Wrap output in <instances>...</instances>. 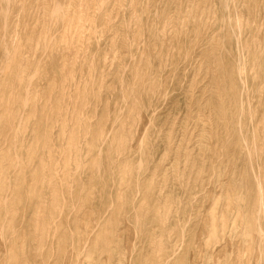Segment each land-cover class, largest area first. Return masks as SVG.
Here are the masks:
<instances>
[{"label": "rangeland", "instance_id": "rangeland-1", "mask_svg": "<svg viewBox=\"0 0 264 264\" xmlns=\"http://www.w3.org/2000/svg\"><path fill=\"white\" fill-rule=\"evenodd\" d=\"M103 1L0 0V264H264V0Z\"/></svg>", "mask_w": 264, "mask_h": 264}, {"label": "bare ground", "instance_id": "bare-ground-1", "mask_svg": "<svg viewBox=\"0 0 264 264\" xmlns=\"http://www.w3.org/2000/svg\"><path fill=\"white\" fill-rule=\"evenodd\" d=\"M94 1H97V0H81V4H80V7L83 5V4H85V5H87L88 4V2L90 3V2H94ZM105 1V0H104ZM104 1H103V3H104ZM111 1V0H110ZM107 3V2H106ZM84 5V7H86ZM92 5V4H91ZM99 5V4H98ZM102 5V7L104 6V4H101ZM121 5V4H120ZM89 7V6H88ZM119 7H121V6H119ZM103 9H104V7H103ZM90 10H92V9H90ZM135 12V11H134ZM135 14V13H134ZM71 20V19H70ZM74 20V19H73ZM72 20V21H73ZM81 20V19H80ZM72 21H70V22H72ZM109 22V21H108ZM82 25V24H81ZM27 103H28V100H27ZM27 105V104H26Z\"/></svg>", "mask_w": 264, "mask_h": 264}]
</instances>
